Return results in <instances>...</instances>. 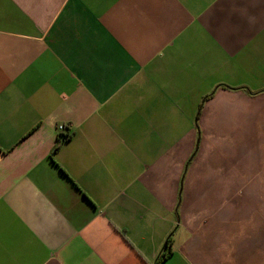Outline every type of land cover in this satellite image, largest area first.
Segmentation results:
<instances>
[{
	"label": "crops",
	"instance_id": "obj_1",
	"mask_svg": "<svg viewBox=\"0 0 264 264\" xmlns=\"http://www.w3.org/2000/svg\"><path fill=\"white\" fill-rule=\"evenodd\" d=\"M169 235L157 264H264V0H0V264Z\"/></svg>",
	"mask_w": 264,
	"mask_h": 264
},
{
	"label": "trees",
	"instance_id": "obj_2",
	"mask_svg": "<svg viewBox=\"0 0 264 264\" xmlns=\"http://www.w3.org/2000/svg\"><path fill=\"white\" fill-rule=\"evenodd\" d=\"M196 124V123H195ZM197 126V124H196ZM67 127L65 126L64 127V130L63 132L59 133L58 134V137H59V140L63 141L65 139H67L71 134H69L67 131H66ZM65 131V132H64ZM58 170L59 172L65 176L72 184L73 182L71 181V179L67 176V174L60 168L58 167ZM74 185V184H73ZM171 244H172V241H171V237L170 235L165 239L162 247H161V250L159 251V253L157 254L156 258H155V261H154V264H157L158 262H161L163 260H165L167 257H169L172 253V250H171Z\"/></svg>",
	"mask_w": 264,
	"mask_h": 264
},
{
	"label": "built area",
	"instance_id": "obj_3",
	"mask_svg": "<svg viewBox=\"0 0 264 264\" xmlns=\"http://www.w3.org/2000/svg\"><path fill=\"white\" fill-rule=\"evenodd\" d=\"M64 127H65V125H63V124H59V125H57V127H56V131H57L58 133H61V132H63Z\"/></svg>",
	"mask_w": 264,
	"mask_h": 264
}]
</instances>
